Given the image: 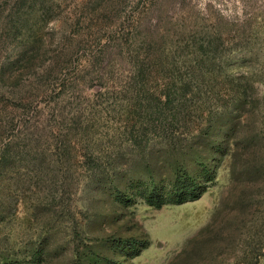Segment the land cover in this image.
I'll return each mask as SVG.
<instances>
[{
  "label": "rangeland",
  "instance_id": "obj_1",
  "mask_svg": "<svg viewBox=\"0 0 264 264\" xmlns=\"http://www.w3.org/2000/svg\"><path fill=\"white\" fill-rule=\"evenodd\" d=\"M34 38L41 46L10 77ZM163 51L179 65L206 56L213 81L251 76L244 122L189 94L172 140L149 134L133 146L120 132L129 100L107 77L121 82L142 56ZM52 54L55 74L75 76L27 131L43 135L38 119L48 118L60 144H78L37 189L0 176V264H264V0H0V125L20 112L19 81L31 77L33 94L56 83L26 71ZM182 166L202 184L198 195L152 204L146 188L171 191Z\"/></svg>",
  "mask_w": 264,
  "mask_h": 264
},
{
  "label": "trees",
  "instance_id": "obj_2",
  "mask_svg": "<svg viewBox=\"0 0 264 264\" xmlns=\"http://www.w3.org/2000/svg\"><path fill=\"white\" fill-rule=\"evenodd\" d=\"M103 9L105 7H99L95 9V12ZM34 39L37 43H31L32 45H29L28 49L26 48L21 57L12 65L10 77H13L16 70L23 67L22 62L30 60L31 52L41 46L42 41L38 42V40H42V38ZM53 50L57 54L61 52L60 49L53 48ZM89 54L85 55V60L89 56L90 62H93L92 56ZM170 56L165 51L162 54H146L142 56V59H138L140 62L133 65V69L124 75L121 82L116 81L112 75L107 77L113 82L115 81L109 87L122 93V97L129 100L123 113L124 122L122 121L120 132L126 133L133 146H142L149 134H160L166 136L169 141L172 140L175 126L182 122L183 117L187 114L190 115L191 105L184 102L189 94L210 99L211 103L208 104V107L217 104V110L225 108L226 111L232 108L233 110L230 112H235L239 122H244L247 114L250 113L248 107L252 96L248 94V86L251 83V76L243 71L227 73L222 76V81H219V78L215 79L218 83L214 84L215 80H210L213 78L212 76L207 78L212 71L202 68L206 56L201 59H193L184 65L172 63L169 60ZM57 57L59 56L52 54L51 57L44 58L40 65L30 69L26 68V71L34 74L33 76L43 73L46 79H49V81L46 80L47 82H52L55 78L56 83H52L46 90H44L45 83L44 85L42 83V89L37 87L38 93L33 94L35 86L31 77L25 79V81H29V86L23 79L19 81V85L26 88L23 90L24 94L15 104L20 112L8 115L0 125V176L5 172L17 174L16 179L22 180L23 182L20 183L24 185L27 184V190L34 187L37 189L39 185L43 186L47 179L56 177L55 172L59 169L63 170L66 166L65 160L69 157L70 160L73 159L71 150L75 148V144H78V141L74 142V139L72 141L70 136L65 139L66 142L63 140L60 144L58 142L60 135L57 136V133L61 134L62 130L59 132L57 131L58 127L44 126V123L41 122L48 118L38 119L37 127L41 130L47 129L43 135H35L31 131H27L28 126L32 124L31 121L41 114L42 106L50 102V97L68 95V82L75 75L70 76L67 72L58 69L55 74L51 69H53L54 62L59 63ZM83 64L84 62L79 63L78 73L82 71ZM197 77H199L198 80ZM78 78L80 79V75ZM35 83L36 81H34ZM129 91L136 92V95L128 96ZM256 98L261 103L260 123L264 124V92L256 94ZM223 100L225 103H221ZM213 101H217V103ZM251 140L249 144H252L255 137H252ZM201 186L202 184L197 183L195 178L190 176L182 166L176 171L171 191L160 193V188L155 186L151 189L146 188L143 194L152 204L162 206L167 202H184L193 195H198ZM21 194L19 193V195Z\"/></svg>",
  "mask_w": 264,
  "mask_h": 264
}]
</instances>
